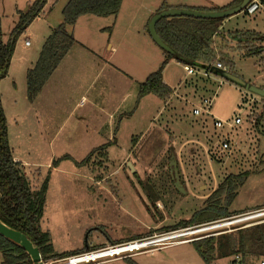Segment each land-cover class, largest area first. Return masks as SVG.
Returning a JSON list of instances; mask_svg holds the SVG:
<instances>
[{
    "label": "rangeland",
    "instance_id": "1",
    "mask_svg": "<svg viewBox=\"0 0 264 264\" xmlns=\"http://www.w3.org/2000/svg\"><path fill=\"white\" fill-rule=\"evenodd\" d=\"M47 1L40 15V21L34 23L29 28V31L22 34L20 39L17 40L15 53L12 56V62H10L12 66L11 73L13 77H16V85L13 79L3 81L7 76L1 79L0 102L6 118L8 140L14 158L22 163L27 174L39 171L40 182L49 175L48 173L51 174L45 215L41 227L44 231L50 233L55 255H62L76 249L82 250L86 245L93 247L105 245L104 248H106L112 241L136 235L144 236V239H151L155 235L179 229L178 225L172 228L169 226L188 221L201 209L202 203L193 200L191 197L188 198L181 180L182 177L178 175L179 171H175L177 177L173 182L170 170L154 169V163L163 164L167 159L166 155H157L152 152L137 154L136 151L132 158H130L131 162L141 166V170L138 171V180L141 184L136 186L141 195H138L133 190V187L135 188L134 184L131 186L130 184H125L123 181L130 177L129 171L131 169L129 170L124 164L132 149V138L139 137L142 133L147 132L150 129L148 124H150V120L154 117L158 116L155 120L157 125H161L163 122L166 123L167 115L171 116L172 114L175 116L174 120L176 124L178 118L180 123L181 118V120H184L183 124L185 125L186 132L191 136L189 139L192 141L202 140L198 133L192 130L191 123L192 121L198 122L200 120V118L196 119L193 116V110L196 106H200L204 99L212 100L210 116L203 115L201 117L202 121L207 123L205 134L211 135L210 138H205V145L209 146L210 149H205L206 152L204 153H206L205 156L208 159L206 161H209L215 169L216 183L219 186L230 174H240L243 172H249L250 174L248 182L246 181L245 185L240 188L238 196L232 205L228 207L229 213L233 214V212L244 209L257 200L264 199V132L260 133L262 130H258L255 126L250 125L256 129V131L251 129L253 136L249 137L250 139L246 138L243 132H239L238 136H235L234 133L233 136H229L232 140L229 143L230 151H234L233 154H230V151H228L222 153L220 157L214 155L216 154L214 149L220 140H218V136H221V134L222 136L229 135L228 129L223 131L217 130L214 127V122L223 121L224 123H231L239 115L245 121L244 117L252 107H248L247 103L251 99L250 97L254 96L261 99L258 95L249 92V90L233 82L226 81L222 77L217 78V84H215L213 90L210 92L202 89V83L204 82L198 79L194 82L197 86L190 85L189 87L185 85L179 95V99H174V106L169 108L168 111L163 110L160 115H158V111H160L159 107H157L158 105L154 106L153 104L152 108L151 106L149 107L151 110V114L149 113V115L151 117H147L144 113L136 116V120L133 121V123L135 122V126L133 124L134 128L125 125L123 131L118 134V137L115 139L118 146H115L113 149L108 148L105 152L100 151L96 153L86 163L84 160L91 153H85L80 151V149L74 148H72L74 151H68L69 148L67 149L65 145H61L62 142L68 139L66 135L70 132L74 119H77L90 105H81L76 109H70V113L67 114V116H70L69 120L64 123L67 118L65 115L62 122H55L52 125V129L50 127L48 131L49 126L46 127L47 122L45 121L48 120V111L45 110L46 112L42 113L39 111L38 106L33 104L36 100L31 101L29 99L27 71L25 69L26 59H30L31 53H35L39 59L41 47H43H37L30 31L39 35L41 26L38 23H51L55 21V18L62 19L63 10L67 5L65 3L66 0ZM3 3L4 15L1 22V42L6 44L10 33L16 27L19 20L17 10H20L22 14V11L26 8L25 5L29 6L31 4L29 0H3ZM90 19L94 22H87L86 20L80 22L75 29V34L72 35L74 40L79 39L84 44L94 47V42L98 38L101 41L105 40V35H102L100 32L103 28L101 27V23L104 20L93 16H90ZM244 19L242 17L239 22L245 23ZM234 23L236 22H233L232 25L230 24L229 28H232ZM240 28L245 27L242 26ZM108 32H110L109 29ZM26 41L32 44L31 48L26 47ZM216 53L218 54L220 51H216ZM220 57H222V54L221 56H217L216 63L221 62L224 65ZM38 59H36V62ZM244 61L239 60L238 62L237 60V67L242 66L243 70L248 72V76L251 74L258 77L260 74L257 68L255 69L253 68L254 66L249 65V61ZM227 67L229 68V66ZM228 71L230 70L228 69ZM243 75L245 78H248L246 73L243 72ZM104 77L105 74L100 75L98 78L96 77V79L95 75H93L90 78L91 80H87V85L94 82L91 87L92 90L90 89L86 94L87 98L92 99V94L98 84L104 80ZM184 77L185 73L181 66L171 64L168 67L167 80L170 83L172 82L173 84L175 82L174 84H177ZM177 88L178 86L174 85L173 89ZM188 93H190V97L187 99L181 97ZM181 98L183 100L186 99L188 103L186 101L182 103ZM144 105H142V109ZM246 106L248 107L247 110H245ZM156 109L158 111L153 113ZM257 112L262 113V109L259 108ZM120 116L121 113L117 115L118 119H120ZM118 121H116L117 124ZM246 124L248 122H244L240 127L246 128ZM153 129L150 131L151 134ZM261 129L264 130V128ZM103 130L104 136L105 129ZM179 138L180 142L185 140L186 133L179 136ZM240 141L246 142L247 147H242ZM198 147L202 151V147L194 144H189L188 150L185 148L180 154L174 149L171 161L175 162L177 160V162L183 163V166L189 172L188 163H192L194 159L199 160L200 157L203 160L202 156L204 155H193L194 151L190 150L191 148L195 149ZM197 152L199 153L198 150ZM55 161L59 162L56 167L57 171L52 168ZM92 161L94 163L90 165L91 167L87 166ZM106 164L107 168H104L103 165ZM191 171L194 170H190L189 173ZM134 176H137V173ZM106 177H109L110 180L104 183L102 187L97 186L92 181L93 178L102 179ZM148 177L154 181L146 179ZM152 183L155 185H152ZM156 200L168 206V209L158 211L155 207ZM104 225L105 228L103 227ZM198 227L201 226L182 227V229H197ZM158 228H162L161 232H151V230ZM221 232V230L205 232L200 234L199 237L205 239L217 236ZM229 235L236 237L237 232L230 233ZM94 250L96 249H92L91 251ZM224 250H226V246L221 252L223 253ZM141 253L130 257V259H127L128 256L124 255L103 261L105 262L104 264H207L193 243L162 249H147ZM218 256L217 254L216 257L218 258ZM234 258V256H223V258L215 261L213 264H228L230 261V264H233ZM2 259L0 253V263ZM261 261H264L262 257L252 261V264H259Z\"/></svg>",
    "mask_w": 264,
    "mask_h": 264
},
{
    "label": "crops",
    "instance_id": "2",
    "mask_svg": "<svg viewBox=\"0 0 264 264\" xmlns=\"http://www.w3.org/2000/svg\"><path fill=\"white\" fill-rule=\"evenodd\" d=\"M34 1L35 0H29L30 4H32ZM69 1L70 0H66L65 3L67 4ZM235 1L237 0H124L121 11L116 18H100L101 20H104L103 23H101V27L103 28L100 32L102 35H105V40L101 41V39L98 38L97 41L94 42L95 46L91 47L87 44H84L81 40L75 39V44L68 55L62 61L51 79H49V81L46 83L39 96L35 99L36 101L34 100L35 102L33 104H36L38 106L39 111H41L42 113L46 112L45 110L48 111V120H45L47 122L46 127L49 126L48 131L50 130V127L52 129V125H54L55 122H62L64 116H67V114L70 113V109H76L81 105H90V107L84 110L77 119H74L73 125L70 128V132L68 133V135H66L68 136V139H66L65 142H62L61 145H65L67 149L69 148L68 151H74L72 150V148H74L80 149V151L89 154L93 150L107 144L110 145L109 148L113 149L115 146H118L115 139L118 137V134L123 131L125 125L134 128L135 122L133 123V121L136 120V116L142 113L146 114L147 117H151L149 115V113L151 112L149 107L151 106L152 108L153 104L154 106L158 105L157 107H159L160 109V111L156 109V111H153V113H156L158 111V115H160L163 110L168 111L169 108L174 106V99H179V95L185 85H188L189 87L190 85L197 86L194 82H196L195 80L198 79L199 81L204 82L202 83L203 90H208L209 92L212 91L215 84H217V78L221 77L212 73V71H214V68L206 69L204 66H193L197 71L200 72V74L196 76H188L184 70V66L186 65H183L176 60H170L169 63L165 66L162 76L164 83L168 87L173 89L174 85L178 86L177 89H173L174 94L172 98H169L168 101H162L158 97L151 95L138 100L137 95L139 93L140 85L143 84L151 74L156 72L161 67L166 58L163 49H161L151 38L149 33V24H151L150 21L152 20V18L155 17V15L159 14V10L163 5L168 6V10H198L216 8L222 9L231 5ZM3 5V0H0L1 37V22L2 16L4 15ZM25 6L26 8L24 11H22L23 13L27 12L31 5ZM20 14L21 11L17 10L18 19L20 18ZM40 17L41 16H39L36 21H34L30 25V27L37 21H40ZM242 17L245 18V23L239 22ZM54 20L55 21L51 23H38L39 26H41L39 35L30 31L31 36L34 39L33 41L36 43L37 47L40 48L41 46H43L46 39L52 34V32L63 23V18H55ZM84 20H86L87 22H94L92 21V19H90V16H83L78 20L77 24L74 27L69 29L70 33L74 35L76 27L80 22ZM233 22L236 23L233 24L232 28H229L230 24L232 25ZM242 26L245 28H240ZM29 28L26 32L29 31ZM108 29L110 30V32H108ZM246 32L256 33L264 37V3L262 8L253 16H247L244 13H240L224 19V21H222L220 24L219 33L214 38L215 48L217 52L220 51V53H218V56L221 54H226L229 60L233 62L235 76L241 78L251 87L264 90V64L260 63V59H264V53L260 57H251L250 59L245 58L244 46L241 45L238 39L234 38L237 37L238 34ZM27 42L29 43V45L26 44ZM26 43L25 45L27 48L32 47V44H30L29 41H26ZM262 46L264 47V43L262 44ZM35 57L36 54L31 53L30 59H26L25 69L27 73L36 63V59L38 58ZM237 60L238 62L239 60H241L242 62L243 60H245L244 62L249 61L248 64L254 66L253 68L255 69L257 68V71H259L258 73L260 75H258L257 77L255 75L249 74L248 76V72L243 70L242 66H239V68L237 67ZM171 64L181 66L183 72L185 73L184 79L179 80L177 84H174L175 82L172 84V82L170 83V81L167 80V70ZM11 69L12 66L10 64L8 75L3 81L13 79V82L16 85V77H13ZM243 72L246 73L248 78H245ZM103 74H105L104 80L100 84H98L97 88L91 96L92 99L87 98L86 94L90 91L94 83L93 82L90 85H87V80H91L90 78L93 75H95V78H98ZM202 74H207V76H203ZM183 81L185 82L183 83ZM181 97L187 99L188 97H190V93L182 95ZM186 99H182V103L183 101L187 102ZM143 104L145 105L142 109ZM120 113L121 116L119 117L120 119H118L117 115H119ZM193 116L196 119L200 118V120L198 122L192 121L191 128L192 130H195L196 133H198L202 140L204 139V142L202 140H190L189 138L191 136H189V134L186 132V129L184 127L185 125L183 124L184 120H181L180 118L179 123L178 118V122L176 124L174 120L175 116H173L172 114L171 116L167 115L166 123L163 122V124L161 125H157L155 122L158 116L154 117L152 120H150V124H148L150 129L148 128L149 130H147V132L142 133L139 137L132 138V149L130 150L127 156L128 158H126V162L124 164L129 170L131 169L129 171L130 177L126 178L123 182L125 184H130L131 186H133L134 184L135 188L133 187V190L136 191L138 195H141L136 187L137 185L141 184L138 180V171L141 170V166L130 161V158H132V156L135 154L134 152L136 151L137 154H148L152 152L157 155H166V161L163 162V164L158 162L154 163V169L170 170V176L173 182L177 177L175 171H179L178 175L182 177L181 180L184 184L188 198L191 197L193 200L202 203L201 209L198 212H200L204 208L206 200L218 188V184L216 183V173L214 171L215 169L209 161H206L208 159H206V153H204L206 152L205 149H210L209 146L205 145V138L211 137V135L205 134V127H207V123H204L202 121L201 116H195L194 113ZM69 118L70 116H67L64 123H66ZM117 120H119L118 124L116 123ZM246 125V128L240 127L239 129L231 132L232 134L230 133L229 136H233L234 133L235 136H238L239 132H243L244 136L250 139L249 137L253 136L251 129H253L254 131H256V129L255 127L252 128V126L248 124ZM103 129H105L104 136ZM152 129L153 132L151 134L150 131ZM258 130H262L260 133L264 132V130L261 128H259ZM185 133V140L180 142L179 136ZM240 143H242L240 144L242 147H247L246 142L240 141ZM189 144H194L202 147V151L199 147L195 149L191 148L190 150L194 151L192 153L193 155H204L202 156L203 160H201L200 157L199 160L194 159L192 163L187 164L189 172L190 170H194L191 171V173L187 171V168L183 166V163L179 161L178 163L177 160L175 162L171 161V155L174 154V149H176L178 151V154H180L185 150V148L188 150ZM196 149L199 151V153ZM214 150L215 152H217L216 149ZM233 152L234 151H231L230 154H233ZM214 155L217 156L216 154ZM15 161L19 162V160L16 158ZM93 163L94 161L88 163L87 166H90ZM107 164L103 165V167L107 168ZM55 171H57L56 168ZM135 173H137V176H134ZM207 173H209V175H207ZM249 178L250 174L246 180L247 182ZM146 179L152 182L154 181L150 177ZM109 180L110 178L106 177L102 179L93 178L92 181L95 182L97 186L102 187V185ZM153 184L154 183H152V185ZM155 203V207L158 211H164L168 209V206L162 204L158 200H156ZM259 209H264V199L257 200L244 209L233 212L232 216H237L244 213L246 214L248 212L256 211ZM179 224L180 223H177L169 227H177L176 225ZM103 227L105 228V225ZM161 230L162 228H158L156 230H151V232L158 233L159 231L161 232ZM144 238V236L136 235L129 238H123L118 241H112L111 243L109 242V246L113 244H122L142 240ZM104 247L105 245L94 247L86 245V247L82 250L76 249L75 251L62 255H69L92 249L98 250L101 248L103 249ZM262 258L264 260L263 256ZM230 262L228 264H230ZM2 263L3 259L0 264Z\"/></svg>",
    "mask_w": 264,
    "mask_h": 264
},
{
    "label": "trees",
    "instance_id": "3",
    "mask_svg": "<svg viewBox=\"0 0 264 264\" xmlns=\"http://www.w3.org/2000/svg\"><path fill=\"white\" fill-rule=\"evenodd\" d=\"M123 1L70 0L67 3L63 10V23L46 39L39 59L27 73L28 95L31 101L39 96L46 83L74 46L76 40H74L69 29L74 27L83 16L116 18L121 11ZM242 1L237 0L222 9L191 10L201 13L222 12L238 7ZM47 2V0H35L27 12L20 14V20L10 34L7 43L3 44L0 39V80L8 75L17 40L40 16ZM166 10H168V6L163 5L159 13ZM222 20L181 17L166 18L159 21L156 27L157 34L173 53L164 51L166 58L161 67L140 85L138 100L151 95L162 101H168L169 98H172L174 91L164 83L162 76L163 70L170 60H176L183 65L192 67L204 66L206 69H216L218 54L216 53L214 38L219 33ZM234 38L238 39L244 46L245 58L260 57L264 53L263 36L246 32L238 34ZM220 58L224 66H229V68L227 67L230 70L228 73L235 75L234 65L229 58L224 55ZM260 63L264 64V59H260ZM262 99L264 100V98ZM255 123L256 129L264 127V117H258ZM221 136H218V140ZM109 146L107 144L93 150L84 162L86 163L100 151L105 152ZM58 164L59 162L55 161L52 168L55 169ZM48 174L40 182L39 171L27 174L22 163L15 161L9 145L6 118L0 102V220L14 231L25 235L39 249L45 261L66 256L54 254L51 235L41 227L51 175ZM248 176L249 172L228 175L206 200L204 208L190 220L180 223L178 227L182 229V227L202 226L206 223L210 224L233 217L234 215L229 213L228 207L236 199L238 191L245 184ZM193 244L196 245L207 264H213L223 256H240L239 264H252L253 260L264 257V225L239 231L236 237L221 234L202 239ZM114 245L117 244L112 246ZM225 246L226 250L222 253L221 250ZM0 253L3 258L2 264L32 263L25 250L1 235ZM217 254L219 255L218 258L216 257ZM232 263L236 264L235 260Z\"/></svg>",
    "mask_w": 264,
    "mask_h": 264
},
{
    "label": "built area",
    "instance_id": "4",
    "mask_svg": "<svg viewBox=\"0 0 264 264\" xmlns=\"http://www.w3.org/2000/svg\"><path fill=\"white\" fill-rule=\"evenodd\" d=\"M264 0H251L250 3L245 7L242 13L247 16L255 15L263 6ZM29 45V43H26ZM216 69L224 72H228V68L222 65L220 62L216 64ZM184 70L188 76H196L200 74L194 67L186 65ZM207 76V74H202ZM251 99L247 102L248 107H251V110L248 111L247 115L243 118L239 115L236 116L235 120L231 123H224L223 121H215L214 127L223 131L228 129V134L238 129L243 123L255 126L258 117H264V100L254 96L250 97ZM257 98V99H256ZM259 99V100H258ZM212 107V101L204 99L200 106H196L193 110L195 116H210V111ZM246 106L245 110L248 109ZM259 108L262 109V113H258ZM229 135L221 136L218 144L215 149L217 150L216 155L219 156L222 153L230 151V138ZM231 152V151H230ZM264 225V209H259L256 211L244 213L241 215L233 216L225 220L217 221L206 225H202L197 229H176L173 231L164 232L162 234L155 235L151 239L137 240L122 244H117L114 246H108L99 250H88L79 253L69 254L62 257H57L54 259L43 260L42 264H104L103 260L117 258L120 256L127 255L128 258L142 254L141 252L147 249H162L172 246L185 245L194 243L202 240L203 238L199 237L200 234L221 230L222 232L217 234H230L233 232H239L242 230L250 229L253 227ZM217 227V228H214ZM211 229V230H210ZM209 238V237H208ZM136 247H131V246ZM135 253V254H134ZM127 258V259H128ZM236 264L240 262V256L234 258ZM32 264V263H31ZM259 264H264V261H261Z\"/></svg>",
    "mask_w": 264,
    "mask_h": 264
},
{
    "label": "water",
    "instance_id": "5",
    "mask_svg": "<svg viewBox=\"0 0 264 264\" xmlns=\"http://www.w3.org/2000/svg\"><path fill=\"white\" fill-rule=\"evenodd\" d=\"M251 0H243L241 5L238 7L222 11V12H213V13H201L198 11H192V10H178V9H172L163 11L155 17L152 18L150 21L151 24H149V33L153 41L161 48L163 51L167 53H173L172 50L161 40V38L158 36L156 27L159 21L166 18H181V17H188V18H195V19H226L233 15H237L243 12L245 7L250 3ZM213 74L221 76L223 79L229 82H233L234 84H237L246 90H249V92L258 95L259 97L264 98V90L251 87L248 83L243 81L241 78L232 75L228 72L220 71L217 69H213ZM0 235L11 241L12 243L16 244L17 246L21 247L30 257L32 264H42L43 258L39 251V249L22 233L18 231H14L7 225H5L0 220Z\"/></svg>",
    "mask_w": 264,
    "mask_h": 264
},
{
    "label": "bare ground",
    "instance_id": "6",
    "mask_svg": "<svg viewBox=\"0 0 264 264\" xmlns=\"http://www.w3.org/2000/svg\"><path fill=\"white\" fill-rule=\"evenodd\" d=\"M214 228H217V227H214ZM210 230H211V229H210ZM131 247H136V246L133 245V246H131Z\"/></svg>",
    "mask_w": 264,
    "mask_h": 264
}]
</instances>
